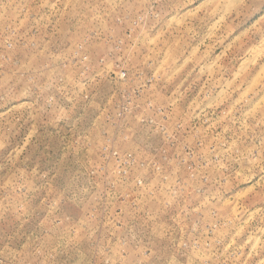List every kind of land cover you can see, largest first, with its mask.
I'll use <instances>...</instances> for the list:
<instances>
[{
    "label": "rangeland",
    "instance_id": "obj_1",
    "mask_svg": "<svg viewBox=\"0 0 264 264\" xmlns=\"http://www.w3.org/2000/svg\"><path fill=\"white\" fill-rule=\"evenodd\" d=\"M0 264H264V0H0Z\"/></svg>",
    "mask_w": 264,
    "mask_h": 264
}]
</instances>
